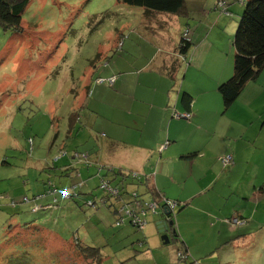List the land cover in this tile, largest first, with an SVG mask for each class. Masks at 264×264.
I'll list each match as a JSON object with an SVG mask.
<instances>
[{"label": "rangeland", "instance_id": "374dc122", "mask_svg": "<svg viewBox=\"0 0 264 264\" xmlns=\"http://www.w3.org/2000/svg\"><path fill=\"white\" fill-rule=\"evenodd\" d=\"M215 4V0H186V13L177 18L182 25L186 24V19H194L192 32L201 39H198V46L196 42L193 46L198 48L201 45L197 55H201L202 65L191 68L187 74V66H181L173 94L180 95L183 85L188 89L191 86L194 98L203 95L206 111L202 118L222 109L224 114L239 112V116L247 121L254 111L258 112L263 101L247 106L241 94L225 110L217 93L220 104L212 110L215 94L209 92V95H204L206 88L210 87L211 76L218 74L224 66L230 75L233 73V38L245 9L237 0L233 5L234 11H230L232 14ZM147 13L144 8L132 7L118 0H31L22 19V32H5L0 26V264H89L82 258V247L74 245L76 239L82 245L99 248L104 259L102 264H187L179 258L181 242L171 236V242L164 244L163 234L158 230L161 215L153 209L147 208V215L143 217L145 227L139 229L130 226L128 221L117 226L121 218H114L105 207L98 211L90 210L63 199L59 192L61 187L80 184L88 175L85 174L86 168L79 165L81 162L73 163L81 176L74 174L72 178L60 177L52 167L41 170L42 162L56 160L60 156L61 145L74 140L70 148L86 151L91 138L96 140L97 134L106 133L110 127L108 120L115 118L119 121V115H114L109 105L115 94L112 89L105 88L97 80L85 89L91 69L98 75L102 72L103 77L106 73L109 76L117 74L119 68L134 71L133 81L145 85V76L149 74L146 71L141 73L142 69L151 64L150 68H155L161 63V58L168 56L170 43L178 31L174 25L165 28L162 21L168 22L167 17L174 16L156 13L152 14L153 18ZM147 16H150L149 20ZM204 41L206 43L202 45ZM105 79L114 84L117 76ZM144 89L137 88L133 96L147 98ZM80 92L81 96L76 98ZM82 96L85 111L82 121L78 122L81 112L77 105ZM145 113L147 115V111ZM70 121L75 125L79 123L78 128L72 129L73 135L68 134ZM130 122L134 127L132 118ZM59 132L58 146L54 145L52 150ZM93 151V147L87 150L92 155ZM90 157L89 162L93 158ZM251 158L253 162L258 159L256 155L251 157L249 151H244V161ZM53 163L56 167L64 165L57 160L49 167ZM220 164L218 168L228 169L234 165V160L227 165ZM245 172L244 168V176ZM48 178L58 189L56 198L59 203L53 204L57 206L54 210L33 212V205L53 202V197L47 194L27 204L23 199L26 195L34 199L40 192L48 193L46 187L43 190ZM100 182L97 179L89 185L93 189L100 186ZM253 182L249 179L246 185L244 183V191L249 189L246 192L248 196L251 195ZM96 191L101 195L100 188ZM128 192L131 202L128 204L134 209L140 207L135 203L136 197L132 198L131 185ZM145 192L141 188L140 193ZM170 194L174 196L170 197V201L175 202L172 199L180 195V190L174 188ZM217 195L213 191L208 192L219 208L229 207L235 202L229 193L223 199ZM248 201L244 200V213L240 212L244 215V224H236L233 220L231 223L244 226L240 233H253L248 239L244 238L243 250L232 252L231 259L235 262L231 264H264V203L261 198ZM179 211L177 207L175 223L180 217L183 233L188 238L195 237L194 229L200 228V218L189 210L188 213ZM211 218L218 222L220 217ZM220 229L221 224L202 228L204 238L208 240L203 251L213 248V243L218 240L217 236L212 239L213 235H219ZM229 248L232 249L231 244ZM238 256L240 259L237 260Z\"/></svg>", "mask_w": 264, "mask_h": 264}, {"label": "crops", "instance_id": "0c3cea01", "mask_svg": "<svg viewBox=\"0 0 264 264\" xmlns=\"http://www.w3.org/2000/svg\"><path fill=\"white\" fill-rule=\"evenodd\" d=\"M233 1L236 3V0ZM215 2L219 8L220 1L215 0ZM234 2L228 0V12L234 11ZM147 14L152 16L156 13ZM162 15L169 16V14ZM150 16H147L148 20ZM172 16L174 17H167L169 21H162V24L165 28L174 25L178 32H175V37L170 43L168 56L161 58V63L155 68H150L151 64L142 69L141 73L146 71L149 74L148 77L145 76L143 82L146 83L145 85L140 84L139 81L136 83L133 81L134 71L123 70L119 67L117 74L111 75L117 76L114 84L102 83V86L105 85V88L115 92L109 105L114 115H119V121L115 118L108 120L110 127L105 131L106 133L97 134L96 140L91 138L87 142L89 147H86V151L94 147L93 155H91L95 163L132 171L136 175L140 174V177H147L150 180V197L158 193L170 201V197H174L170 194L171 190L178 188L180 195L172 200L184 204L185 207L180 211L188 213L189 210L191 214L195 213V216L200 218L198 222L200 228L194 229L195 237L191 238L183 233L180 217L176 220V230L179 235L177 241L182 243L183 250L186 249L189 261H196L198 264H231L235 262L231 259L232 252H237V249L243 250L244 238L248 239L253 233V231L240 233L239 230L244 226H236L231 223L232 220L236 224L235 221L240 222V225L244 224L242 221L244 215L240 214L241 211L244 213V200L253 201L261 198L264 203V70L258 80L249 83L242 92L244 105L249 106L259 100L263 101L258 112L254 111L247 121L239 116V112L224 114L222 109L213 111L208 117L202 118V114L206 111L202 102L203 95L194 99L192 108L194 117L191 121L173 117L174 107L184 109L180 96L177 93L173 94V89L177 86L179 69L186 65L185 73L187 74L191 68H200L202 59L201 55L200 57L197 55L201 47L200 45L197 48L198 39H201V36L195 37L196 33L192 32L194 19L187 17L186 24L182 25L177 19L180 18L179 15ZM152 17L155 18V16ZM187 25H189L187 37L193 44L196 42L197 46L194 48L192 44L189 52L182 54L179 47L182 31ZM205 43L206 41L202 45ZM90 71L85 83L86 90L96 80L111 77L107 73L103 77L102 72L98 75L96 71L92 69ZM97 73H99L98 70ZM231 75L228 68L224 66L218 74L211 76L210 87L206 88L204 95H209V92L215 94V107L212 110L217 109L220 104L217 102L220 85ZM189 87L186 89L194 96L191 86ZM137 88H145L148 97L135 98L133 91ZM78 96H81V92L76 94V98ZM83 98L82 96V101L79 100L77 105V109L81 112L80 118L85 111ZM232 109L233 107L230 110ZM144 110L147 111V115ZM96 115L98 117L97 113ZM131 118L134 127L131 126ZM58 135V141L52 144V150L54 145L58 146L60 132ZM63 148L65 146L59 147V152ZM244 151H249L251 157L256 155L258 159L255 162L253 158L244 161ZM222 157H231L234 165L228 169H220L223 167L220 164ZM52 161L54 160L42 162L41 170L43 171ZM89 168L85 173L88 175L82 179V186L85 188V191L83 189L82 191L86 194L93 191L100 197L99 192L96 191L97 186L92 189L89 185V182L101 180L100 172L94 167L92 170H88ZM93 170L95 172L92 175ZM249 179L254 181L250 196L246 194L249 189L244 191V186ZM44 187L43 185V190ZM145 190L148 189L145 188ZM209 191L218 194L217 197L220 199L229 193L235 198V202L231 206L227 204L229 207L219 208L214 198L208 196ZM149 196H146L147 199L150 198ZM49 202L51 201L44 206L46 207ZM216 215L220 217L218 222H216L217 219L212 220L211 218ZM258 223L261 224L260 221ZM217 224H221V229L218 232L219 235H213L212 239L217 236L218 240L213 243L212 249L203 251L208 240L204 238L202 228L204 226L214 227ZM225 235H227L226 240ZM230 244L232 249L229 248ZM238 259H240L239 256Z\"/></svg>", "mask_w": 264, "mask_h": 264}, {"label": "trees", "instance_id": "16d2710c", "mask_svg": "<svg viewBox=\"0 0 264 264\" xmlns=\"http://www.w3.org/2000/svg\"><path fill=\"white\" fill-rule=\"evenodd\" d=\"M237 1L240 3L241 6H245V9L243 14L240 16L241 18L233 38V73L231 77L227 81L223 82L218 89V92L222 98V102L225 106V110H228L236 102V100L239 98V96L242 94V92L249 83L258 80L259 76L264 70V0ZM118 2L127 4L132 7L144 8L148 12L160 14L180 16V14H184L187 11L186 0H118ZM30 3L31 0H0V26L5 32H22V19ZM226 12H228V7ZM188 26L189 25H187L185 30L182 31V38L179 47V50L182 54H186L187 52H189L193 44L192 41H188L187 37L184 36L186 31H189ZM97 82L99 84H109L110 80L99 79ZM180 91L181 94L179 96L181 98V103L183 104L184 109L180 110L174 107L173 117L177 118L175 115L178 114V119L191 121L194 117L192 108L195 98L184 86H182V88L180 87ZM183 115H189V118L186 119L183 117ZM81 121L82 118H79L78 122ZM70 122V132L68 134L73 135L75 133L72 129L78 128V126H76L72 121ZM73 142L74 140L70 144H65V148L61 149L60 156L56 160L54 159V162H56L57 160H59V162H64L63 166H59L61 168L56 167L55 163H53V165L49 167L50 163H52L53 161L50 162L47 167H52V170L56 171L57 175L62 178H72L74 174L81 176V173L79 172L78 168L76 166L73 167V163L81 162L79 165L84 166L86 169L90 167L88 170H92L94 168L98 169V171L100 172V178L101 180H103L102 182H106L108 184V187L113 192L115 191V194L108 192V190L102 189L101 186L97 187L102 190L100 197L93 191H90L86 194L83 192L84 190L82 191V183L72 184L70 187H61V190L68 191L70 196L68 201H73L74 203L78 204L79 206H82L83 208L89 207L90 210L98 211L101 207H105L111 212L114 218H117V216L121 218V220L117 222V226H121L124 221H128L130 226L136 227V225L133 224L136 216H128L126 214L127 210L122 211L124 204L125 209L126 207L130 206L128 204V202L131 203L129 201L130 196L128 192V186L131 185L133 193L136 194L135 203L140 205L139 209L143 210L144 213L147 215V208H149V205L157 202V207L155 208L154 212L158 213V215H161L160 219H163L162 221L166 220L172 223V225L169 226L168 230L170 240L171 236H173L177 240L179 239V235L176 230L175 211L177 207L182 210L185 207L183 203H179L177 201L170 202L169 199L165 198V196H162L158 193H154L152 194L153 196L150 197V180L147 177H140V174L136 175L132 171H127L120 168L118 169L100 163H95L94 160H91V162H89V160L91 159L90 156H92L90 152L78 151L75 148H70L69 145L73 146ZM62 146L63 145H61L60 147ZM4 163L7 164L8 162L4 161ZM58 171H60L61 173H58ZM49 182L51 185L56 187L53 181L48 178L43 184L47 188V190L49 189ZM141 188H147L148 190L145 193H140ZM44 194L46 196L47 192L39 193L38 196ZM144 195H147L150 198L147 199V197H144ZM25 198L32 200L28 197V195H26L24 199ZM88 201L92 202V206L87 205ZM31 202H36V200L33 199ZM169 202L176 204L175 207H173ZM13 203L15 202L13 201ZM49 204L52 205V202H49ZM36 205H33L32 209ZM117 214H119L120 216ZM124 216H126L128 219L124 218ZM70 243L73 244V242ZM74 245L79 248L82 247L80 251L82 254V258L86 261L85 263L102 264L104 262L103 255L99 248L82 245L81 243H79L78 239H76V244ZM185 250L181 248L180 252H182L186 256L187 264H197L196 261H189V255Z\"/></svg>", "mask_w": 264, "mask_h": 264}, {"label": "built area", "instance_id": "2783aa9c", "mask_svg": "<svg viewBox=\"0 0 264 264\" xmlns=\"http://www.w3.org/2000/svg\"><path fill=\"white\" fill-rule=\"evenodd\" d=\"M220 1V4H219V8H222L225 12H226V10H227V4H228V0H219ZM189 35V31L187 32L186 31V33H185V37H187ZM187 39H188V41H191L188 37H187ZM177 118L179 117V115L178 114H176L175 115ZM183 117L184 118H189V115H183ZM225 165H227V164H229L230 163V161H231V157H222L221 159H220ZM133 177H137V176H133ZM103 180H101V187H102V189H104V190H108V192H110V193H114L109 187H108V184L106 183V182H102ZM48 186H49V191H48V193L47 194H49V195H51L52 197H53V202H52V205L51 204H49V205H47L46 207L44 206V205H36L32 210H33V212H39V211H41V210H43V211H51V210H54L57 206H54L53 204H58L59 202H58V200H57V198H56V195H57V193H58V189L56 188V187H54L53 185H51L50 184V182L48 183ZM59 192H61V194H62V196H63V199H66V200H68L69 199V193H68V191L67 190H59ZM115 194V193H114ZM44 196H45V194L44 195H40V196H38V197H35L34 198V200H40V198L42 199V198H44ZM133 196H136V194H134V193H132V197ZM33 200V199H32ZM32 200H29V199H27V198H25L24 200H23V202L24 203H30ZM170 203V202H169ZM173 207H175V205L176 204H173V203H170ZM13 205L15 206V203H13ZM88 206H92V202L91 201H88ZM157 207V202L156 203H153V204H151V205H149V208H151V209H153V211L155 210V208ZM123 210H127L126 211V214L128 215V216H136L135 217V221H134V223L133 224H135L136 225V227L138 226L139 227V229H143L144 228V226H145V221L143 220V217L146 215L145 213H144V211L143 210H140L139 209V207L138 208H132L131 206H128V207H126V209H125V204L123 205V209H122V211ZM138 212V213H137ZM235 222H238V221H235ZM137 227V228H138ZM179 258L182 260V261H186L187 260V258H186V256L182 253V252H179Z\"/></svg>", "mask_w": 264, "mask_h": 264}, {"label": "water", "instance_id": "95a60500", "mask_svg": "<svg viewBox=\"0 0 264 264\" xmlns=\"http://www.w3.org/2000/svg\"><path fill=\"white\" fill-rule=\"evenodd\" d=\"M170 225H172V223L166 220L158 222L159 232L163 234L164 244H169L171 242L169 234H168Z\"/></svg>", "mask_w": 264, "mask_h": 264}, {"label": "flooded vegetation", "instance_id": "af4514ba", "mask_svg": "<svg viewBox=\"0 0 264 264\" xmlns=\"http://www.w3.org/2000/svg\"><path fill=\"white\" fill-rule=\"evenodd\" d=\"M232 161V160H231Z\"/></svg>", "mask_w": 264, "mask_h": 264}]
</instances>
